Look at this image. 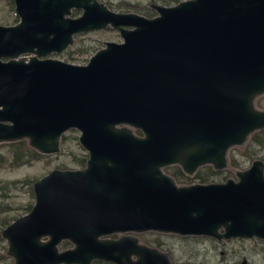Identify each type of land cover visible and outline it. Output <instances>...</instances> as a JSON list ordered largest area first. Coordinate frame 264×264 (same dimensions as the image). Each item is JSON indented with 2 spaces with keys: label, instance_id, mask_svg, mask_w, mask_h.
Returning <instances> with one entry per match:
<instances>
[{
  "label": "water",
  "instance_id": "1",
  "mask_svg": "<svg viewBox=\"0 0 264 264\" xmlns=\"http://www.w3.org/2000/svg\"><path fill=\"white\" fill-rule=\"evenodd\" d=\"M12 4L17 21L0 25V144L25 140L53 155L74 129L87 160L32 183L31 208L0 232L11 264H172L135 235L149 231L264 240L262 160L218 183L177 185L162 170L224 169L229 148L264 129L255 105L264 0L150 4L153 17L99 0ZM106 27L121 41L86 64L47 57ZM61 241L71 247L60 250Z\"/></svg>",
  "mask_w": 264,
  "mask_h": 264
},
{
  "label": "rangeland",
  "instance_id": "2",
  "mask_svg": "<svg viewBox=\"0 0 264 264\" xmlns=\"http://www.w3.org/2000/svg\"><path fill=\"white\" fill-rule=\"evenodd\" d=\"M101 2H109L112 5L118 4L121 7L120 9L111 6V10L115 12H133L132 7L142 8L150 4L174 5V1L172 0H101ZM73 11L75 14H70V17H76L80 14L79 10L72 9L71 13ZM150 11L153 16L156 15L153 9ZM15 19H17V16L14 13V8H11L6 0H0V25H11ZM120 41L121 38L118 32L110 27H106L101 30L73 36L72 43L66 50L59 54H49L47 57L71 64L83 65L86 64L88 59L97 50L104 47L105 42ZM83 49H86V51L83 54H79L80 50ZM257 98L262 104L260 107H256L264 110V93ZM73 131L70 132L68 130L65 132L68 137L67 146L78 159V149L75 144H78V142L77 139L73 140L72 138L74 135L77 137L78 132ZM248 144L249 139L247 138L242 145L229 148L230 158L233 157L239 164L234 167L227 164L224 169L215 170L218 173L214 174L215 176L209 182H224L226 179L236 180L235 174L248 168L253 160L260 159L264 162V146L251 144L250 146L253 150L251 158L242 154ZM52 169H79V167L67 152H58L32 162L30 165H23L18 168H11L5 164L0 166V232L16 218L23 216L29 211L27 206L30 203L32 206L34 201L31 189L32 183ZM203 170L202 173L206 169ZM191 176H187L188 179L178 185L199 183L193 180ZM3 220L5 224H2ZM135 235L137 236V234ZM156 235V232L144 233V237L147 240L154 239ZM202 237L198 240H186L162 233L160 238L164 244L161 249L164 250L166 248L164 252L168 253L172 264H241L242 261H245L244 264H264V240L250 238L217 241L210 237ZM6 251L7 243L0 235V264L12 263V258L7 255Z\"/></svg>",
  "mask_w": 264,
  "mask_h": 264
},
{
  "label": "trees",
  "instance_id": "3",
  "mask_svg": "<svg viewBox=\"0 0 264 264\" xmlns=\"http://www.w3.org/2000/svg\"><path fill=\"white\" fill-rule=\"evenodd\" d=\"M6 1H7L8 5L12 8L13 7L12 0H6ZM99 1H101V0H99ZM151 1H153V0H151ZM172 1H174V4H175V3L182 1V0H172ZM104 4L109 9H111V6H113L114 8H117V9L121 8V7H119L118 4L112 5L109 2H105ZM132 10H133V12H136L137 14H141L145 17H152L153 16L152 12L150 11L151 8L149 7V5L142 7V8L132 7ZM71 14L74 15L75 12L73 11ZM16 21H17V19L14 20L13 24ZM85 51H86V49L80 50L79 54H83ZM261 104L262 103L260 102V100L258 98H256L255 99V105L257 107H260ZM73 130L74 129H70L69 131L74 132ZM134 133L136 135H141L140 131H138V130H134ZM72 138H73V140L77 139V137L75 135ZM248 139H249V144L244 149L242 154L246 157L251 158V156L253 154V150L251 149V146H250L251 144H256L258 146H264V129H260V130H257L255 132L251 133L249 135ZM67 140H68L67 135L65 133H63L60 136V140H59V153L67 152V154L72 157V160H75V163L77 164V166L79 168H83L85 165V162L87 160L86 153L83 151V149L77 143H75L76 147L78 149V159H77L73 155L72 151H70L68 149ZM47 156H49V155L39 154L36 151H34L32 148H30L26 144L25 140H19V141H15V142H11V143H1L0 144V166L5 164L11 168H18V167L23 166V165H30L32 162L38 161V160H40L44 157H47ZM227 164H228V166H231V167L237 166L239 164V162L235 161L233 159V157L230 158L229 150L227 153ZM211 168L212 167L210 165H203V166L199 167L192 174L191 178L193 180L198 181L199 183H202V184L210 183L209 181H211L212 177L215 176L214 174L218 173L215 170L213 171ZM203 169H206L204 173H202L204 171ZM162 170L166 174L170 175L177 185L182 183V182H185L188 179L187 175L182 173V171L180 170V168L177 165H170V166L164 167ZM30 208H31V203L27 206L28 210ZM2 224H5L4 220L2 221ZM144 233L143 234L142 233L137 234V237L141 243L146 244V245L151 246V247H156L157 249H159L161 251L166 250V248L164 250L161 249V247L164 244L163 240L160 238L162 236V233L160 234V233L156 232L157 235L152 240H147L144 237ZM170 236H175V237H178L181 239H186V240H198V239L203 238L202 236H180V235H175V234H170ZM110 237L115 238V237H117V235L113 234V235H110ZM69 247H71V244L67 241H61V243L58 245V248L60 250L67 249ZM167 255H168V253H167ZM168 257H169V260H171L169 255H168ZM90 264H112V263L94 260Z\"/></svg>",
  "mask_w": 264,
  "mask_h": 264
},
{
  "label": "bare ground",
  "instance_id": "4",
  "mask_svg": "<svg viewBox=\"0 0 264 264\" xmlns=\"http://www.w3.org/2000/svg\"><path fill=\"white\" fill-rule=\"evenodd\" d=\"M143 16V15H142Z\"/></svg>",
  "mask_w": 264,
  "mask_h": 264
}]
</instances>
